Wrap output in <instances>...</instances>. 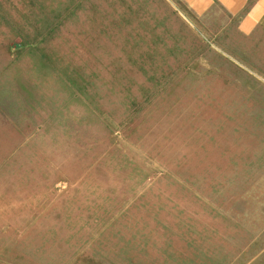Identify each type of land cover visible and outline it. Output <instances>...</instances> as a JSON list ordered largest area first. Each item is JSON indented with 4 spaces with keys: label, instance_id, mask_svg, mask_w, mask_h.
I'll return each mask as SVG.
<instances>
[{
    "label": "rangeland",
    "instance_id": "374dc122",
    "mask_svg": "<svg viewBox=\"0 0 264 264\" xmlns=\"http://www.w3.org/2000/svg\"><path fill=\"white\" fill-rule=\"evenodd\" d=\"M226 22L0 0V264H264V59Z\"/></svg>",
    "mask_w": 264,
    "mask_h": 264
},
{
    "label": "crops",
    "instance_id": "0c3cea01",
    "mask_svg": "<svg viewBox=\"0 0 264 264\" xmlns=\"http://www.w3.org/2000/svg\"><path fill=\"white\" fill-rule=\"evenodd\" d=\"M180 1L197 19L224 14L230 23H222V27L215 29L221 37H228L231 42L229 48L234 47L237 55H250L252 57L250 59H264V0ZM229 32L234 36L232 37ZM233 39L235 41H232ZM248 48L251 49L250 53L247 51Z\"/></svg>",
    "mask_w": 264,
    "mask_h": 264
}]
</instances>
